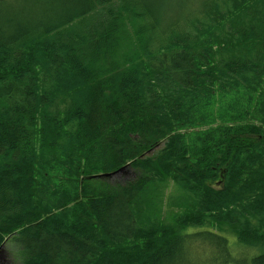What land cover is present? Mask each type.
I'll return each mask as SVG.
<instances>
[{
  "label": "trees",
  "instance_id": "obj_1",
  "mask_svg": "<svg viewBox=\"0 0 264 264\" xmlns=\"http://www.w3.org/2000/svg\"><path fill=\"white\" fill-rule=\"evenodd\" d=\"M181 3L0 0V247L19 264L264 246V0Z\"/></svg>",
  "mask_w": 264,
  "mask_h": 264
},
{
  "label": "rangeland",
  "instance_id": "obj_2",
  "mask_svg": "<svg viewBox=\"0 0 264 264\" xmlns=\"http://www.w3.org/2000/svg\"><path fill=\"white\" fill-rule=\"evenodd\" d=\"M17 4L26 5L30 8L35 6L36 0H15ZM170 0H166V3H169ZM181 4L179 7H184L183 3L187 5L188 9L196 8L198 5L199 0H181ZM181 19L180 13H175L170 17V21H175ZM135 173L132 170V167H128L125 171H121L118 175L113 176L109 181L112 182H122L127 180L128 178H132ZM165 193L164 196L169 197L172 193L175 192L176 195L181 194L183 197H187L189 199L188 193L181 188L175 186V184L170 180L165 186ZM174 207L167 204L163 208V214L166 216L167 220L171 219V215L173 212L177 213ZM188 211V209H187ZM229 246L231 249V253L233 256V260L228 261L226 264H253L252 258L264 251V246H254V247H247L239 243L238 239L235 235L229 233ZM197 246L193 245V248ZM192 248V249H193ZM215 253L213 250L209 248H201L197 247L194 252V256H191L187 264H214V260L212 259ZM21 252L17 251L16 245H11L8 242H4V244L0 247V264H19L20 263ZM217 264H220L217 263Z\"/></svg>",
  "mask_w": 264,
  "mask_h": 264
},
{
  "label": "water",
  "instance_id": "obj_3",
  "mask_svg": "<svg viewBox=\"0 0 264 264\" xmlns=\"http://www.w3.org/2000/svg\"><path fill=\"white\" fill-rule=\"evenodd\" d=\"M110 174H112V173H109V174H107V175H110Z\"/></svg>",
  "mask_w": 264,
  "mask_h": 264
},
{
  "label": "bare ground",
  "instance_id": "obj_4",
  "mask_svg": "<svg viewBox=\"0 0 264 264\" xmlns=\"http://www.w3.org/2000/svg\"><path fill=\"white\" fill-rule=\"evenodd\" d=\"M72 7H73V6H72ZM72 7H71V8H72ZM49 10H50V9H49ZM69 13H70V12H69ZM74 23H75V22H74Z\"/></svg>",
  "mask_w": 264,
  "mask_h": 264
}]
</instances>
